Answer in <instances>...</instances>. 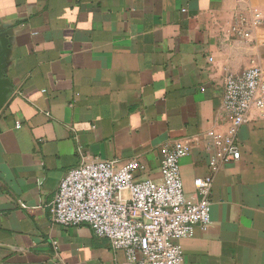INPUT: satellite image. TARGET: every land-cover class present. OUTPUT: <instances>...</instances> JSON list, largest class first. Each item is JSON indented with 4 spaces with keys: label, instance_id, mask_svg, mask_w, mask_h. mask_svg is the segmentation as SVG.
<instances>
[{
    "label": "crops",
    "instance_id": "1",
    "mask_svg": "<svg viewBox=\"0 0 264 264\" xmlns=\"http://www.w3.org/2000/svg\"><path fill=\"white\" fill-rule=\"evenodd\" d=\"M13 84L0 112V264H121L87 225L52 222L83 157L136 161L162 183L182 142L188 202L211 177L212 224L180 241L185 264H264V115L238 130L240 160L214 145L231 127L224 82L264 71V0H0Z\"/></svg>",
    "mask_w": 264,
    "mask_h": 264
},
{
    "label": "built area",
    "instance_id": "2",
    "mask_svg": "<svg viewBox=\"0 0 264 264\" xmlns=\"http://www.w3.org/2000/svg\"><path fill=\"white\" fill-rule=\"evenodd\" d=\"M224 88L231 127L226 136L215 137L214 145L219 162L229 163L240 160L236 135L248 112L256 108L264 115V71L253 67L240 77L228 76ZM189 154L190 146L182 142L168 148L161 184L139 179L136 161L120 165L83 157L61 180L52 222L66 228L89 226L114 252L125 254L121 264H185L180 241L192 238L197 226L206 231L212 224L213 179H196L198 201L186 198L181 161Z\"/></svg>",
    "mask_w": 264,
    "mask_h": 264
},
{
    "label": "water",
    "instance_id": "3",
    "mask_svg": "<svg viewBox=\"0 0 264 264\" xmlns=\"http://www.w3.org/2000/svg\"><path fill=\"white\" fill-rule=\"evenodd\" d=\"M9 43L5 37L0 35V112L6 106L9 96L13 91L12 82L6 77L7 56Z\"/></svg>",
    "mask_w": 264,
    "mask_h": 264
}]
</instances>
